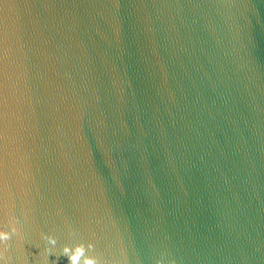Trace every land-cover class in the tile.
<instances>
[{
  "label": "water",
  "instance_id": "obj_1",
  "mask_svg": "<svg viewBox=\"0 0 264 264\" xmlns=\"http://www.w3.org/2000/svg\"><path fill=\"white\" fill-rule=\"evenodd\" d=\"M0 264H264V0H0Z\"/></svg>",
  "mask_w": 264,
  "mask_h": 264
}]
</instances>
